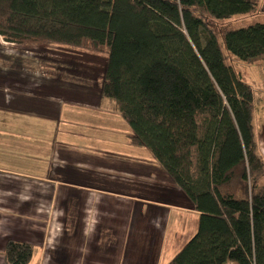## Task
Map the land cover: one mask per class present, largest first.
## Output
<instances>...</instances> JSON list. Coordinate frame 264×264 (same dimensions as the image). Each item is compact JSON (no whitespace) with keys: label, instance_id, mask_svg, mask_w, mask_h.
Listing matches in <instances>:
<instances>
[{"label":"trees","instance_id":"trees-1","mask_svg":"<svg viewBox=\"0 0 264 264\" xmlns=\"http://www.w3.org/2000/svg\"><path fill=\"white\" fill-rule=\"evenodd\" d=\"M264 0H0V41L106 58L101 96L199 214L167 264H264V154L255 91L234 65L264 64V23L215 30ZM98 60V58H95ZM101 58V62H103ZM34 248L9 240L6 264Z\"/></svg>","mask_w":264,"mask_h":264},{"label":"crops","instance_id":"crops-1","mask_svg":"<svg viewBox=\"0 0 264 264\" xmlns=\"http://www.w3.org/2000/svg\"><path fill=\"white\" fill-rule=\"evenodd\" d=\"M2 44L0 264L9 240L30 264H167L199 214L101 96L103 62ZM256 131L264 154V113Z\"/></svg>","mask_w":264,"mask_h":264},{"label":"rangeland","instance_id":"rangeland-1","mask_svg":"<svg viewBox=\"0 0 264 264\" xmlns=\"http://www.w3.org/2000/svg\"><path fill=\"white\" fill-rule=\"evenodd\" d=\"M255 23H264V7L260 9L256 14H248V15H238L234 16L231 19H227L224 21H209V25L215 29V30H224V29H237L241 27H246ZM2 42L0 41V49L4 50ZM26 46V50L30 49L31 55H35L37 58L42 60L41 53H46L44 49L40 51L41 49L36 48V46H31L30 48ZM51 48L54 47L55 50L52 52L56 54H67L70 53L71 57L74 56V54L79 55L81 52L72 51L70 49L65 48L64 46H50ZM21 48V47H20ZM21 50H24V48H21ZM38 50V51H37ZM18 51L17 47H10L8 50L9 54L16 53ZM21 52V51H20ZM23 52V51H22ZM40 53V54H39ZM48 58V57H47ZM52 61H58V59L54 57H49ZM94 58V57H93ZM98 58V61L101 62V58H103V61L106 60L104 57H95ZM91 60V58H90ZM235 68L242 73L243 78L246 82H248L250 85L253 86L255 91V126L257 127L259 119L263 118L264 113V94H263V87H264V66L263 65H250L243 63L241 61L235 60L234 61ZM105 66V61L102 64ZM176 255V254H175ZM174 255V256H175ZM173 256V257H174ZM172 257V258H173ZM171 258V259H172ZM171 261V260H170Z\"/></svg>","mask_w":264,"mask_h":264}]
</instances>
